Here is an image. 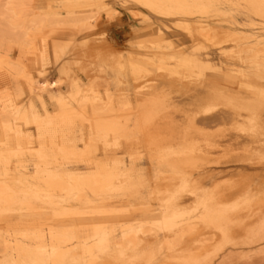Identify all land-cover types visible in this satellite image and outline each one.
Segmentation results:
<instances>
[{
	"label": "rangeland",
	"instance_id": "1",
	"mask_svg": "<svg viewBox=\"0 0 264 264\" xmlns=\"http://www.w3.org/2000/svg\"><path fill=\"white\" fill-rule=\"evenodd\" d=\"M103 3L141 15L100 18ZM145 3L192 7L159 17ZM259 5L0 0V84L10 86L0 88V264H45L50 247L61 264H264V242H253L264 224ZM144 15L168 22L161 31ZM96 164L115 176L111 190L88 182Z\"/></svg>",
	"mask_w": 264,
	"mask_h": 264
},
{
	"label": "bare ground",
	"instance_id": "2",
	"mask_svg": "<svg viewBox=\"0 0 264 264\" xmlns=\"http://www.w3.org/2000/svg\"><path fill=\"white\" fill-rule=\"evenodd\" d=\"M194 2L195 1H197V0H193ZM251 2H254V3H256L258 0H250ZM8 12H9V10L8 9H6ZM10 13H11V11H10ZM33 23V22H32ZM9 24H10V26L12 27V24L9 22ZM41 23H38V25H40ZM197 37L199 38H202V39H204V40H207L208 38H209V34H208V30L207 31H202V32H197ZM46 84V83H45ZM48 85V84H47ZM52 85L53 84H49L48 86L49 87H52ZM41 89H43V90H47L45 87H43V85L40 87ZM32 89V88H31ZM144 101H145V99H144ZM149 101V100H148ZM224 103H226V102H224ZM229 103V102H228ZM99 110H101V109H99ZM98 110V111H99ZM104 110V109H103ZM103 110H101L102 112H103ZM167 110V109H166ZM95 111H96V109H95ZM144 110L142 109V112H143ZM110 111L109 110H107L106 111V113H109ZM141 112V113H142ZM101 113V112H100ZM105 113V114H106ZM16 114H18V115H20L21 117H22V119H24V121H26L27 123H33V124H37V125H43L44 123H51V118L48 116V115H45V118H41V116H39L38 114H36V112H33V111H29V112H26V113H22V112H16ZM94 114H98L97 113V111L96 112H94ZM142 114H144V112L142 113ZM97 116V115H96ZM142 116V115H141ZM62 118V117H61ZM95 121V120H94ZM142 122V121H141ZM262 122V121H261ZM139 124V123H138ZM105 124H104V122H100V121H96V123H95V129L98 131V132H103L104 130L102 129V127L104 126ZM251 125V124H250ZM151 127V126H150ZM154 127V126H153ZM254 127V126H253ZM112 128V127H111ZM149 128V127H148ZM255 128H256V126H255ZM258 128V127H257ZM147 129V128H146ZM160 129V128H159ZM250 129V128H249ZM112 130V132L113 133H115L116 134V132L118 131V133H119V130H118V128L117 127H115V128H112L111 129ZM159 132V131H158ZM253 132H255L254 130H253ZM160 133V132H159ZM149 134V133H148ZM147 136H149V135H147ZM152 136H154L153 134H152ZM150 137V136H149ZM166 138V137H165ZM148 139V138H147ZM149 140V139H148ZM72 142V141H71ZM191 142V141H190ZM150 144V143H149ZM188 144V143H187ZM201 144V143H200ZM191 145V144H190ZM199 145V144H198ZM150 146V145H149ZM197 147V146H196ZM74 151H76V150H74ZM199 151V150H198ZM193 152H195V151H193ZM188 153V152H187ZM73 154V153H72ZM197 155V154H196ZM98 164H100V163H98ZM103 164V163H102ZM97 165V164H96ZM105 164H103V166H104ZM97 166H99V165H97ZM103 166L102 167H100L99 166V173H97L98 175L96 176V177H94V178H92V179H90L88 182H90V184H93L94 186H96L100 191H109V190H111L112 188H113V182H112V180L113 179H111L112 177H113V175H111L108 171H107V169H104L103 168ZM111 172V171H110ZM113 172V171H112ZM108 174H110V176L108 175ZM56 175V174H55ZM64 175L67 177V180H70V181H72V182H74V185L75 186H77V185H81V179H79L78 177H75L74 176V174L73 173H71L70 171H68V172H64ZM53 176V175H52ZM112 176V177H111ZM54 177V176H53ZM56 177V176H55ZM58 177V176H57ZM118 177V176H117ZM62 178V177H61ZM113 178H115V176L113 177ZM59 179V178H58ZM57 179V180H58ZM62 180V179H61ZM59 182H60V179L58 180ZM62 182V181H61ZM114 183H115V181H114ZM62 184H63V182H62ZM6 185V184H5ZM26 185V184H25ZM183 185V184H182ZM187 186V185H186ZM185 186V187H186ZM6 187V186H5ZM188 187V186H187ZM26 188V187H25ZM169 188V187H168ZM171 188V187H170ZM189 189V188H188ZM187 189V190H188ZM181 190V189H180ZM37 191H39V189H30L29 190V193H35V192H37ZM189 191H190V189H189ZM167 192V191H166ZM185 192H186V190H185ZM169 196V195H168ZM160 197V196H159ZM180 197V196H179ZM170 198H172V197H170ZM183 198V197H182ZM181 199V198H180ZM168 200V199H167ZM175 200V199H174ZM159 201H161V200H159ZM177 201V200H176ZM175 201V202H176ZM174 202V201H173ZM209 203H208V206H209V204H210V202L211 201H208ZM171 204H173L172 202H170ZM166 204V203H165ZM170 204V205H171ZM205 204V203H204ZM184 205V204H183ZM163 206V205H162ZM166 206V205H165ZM180 206V205H179ZM169 207V206H168ZM170 207H172V205L170 206ZM173 207H174V204H173ZM178 207V206H177ZM188 207V206H187ZM171 209V208H170ZM167 210L168 212H167V214L169 213V211L171 212L172 210ZM180 210V209H179ZM183 210V209H182ZM182 210H180V211H182ZM178 211V210H177ZM176 211V212H177ZM184 211V210H183ZM182 211V212H183ZM175 212V213H176ZM179 212V211H178ZM178 212H177V214H178ZM181 212V213H182ZM174 213V212H173ZM173 213H172V216H171V213H170V216H168V220H169V218H171V220H177L176 218H178V217H180V215H176V214H174L173 215ZM180 213V214H181ZM184 213V212H183ZM185 215H186V213H185ZM166 216V215H165ZM164 216V217H165ZM182 217V216H181ZM207 217V216H206ZM219 215H218V220H219ZM183 218V217H182ZM210 218H212V216L210 217ZM216 218H217V216H216ZM164 219V218H163ZM179 219V218H178ZM209 219V218H208ZM164 220H166V218L164 219ZM189 220V219H188ZM202 220H204L205 221V219H204V216L202 217ZM210 221H212L211 219H209ZM217 220V219H216ZM215 220V221H216ZM223 220H225V218H223L222 219V221ZM206 221H207V219H206ZM219 221H221V220H219ZM221 221V222H222ZM187 222V221H186ZM170 225V224H169ZM165 226V225H164ZM171 226H173V224L171 225ZM170 228V227H169ZM168 228V229H169ZM183 230H182V234L184 233L185 234V232H186V229L183 227L182 228ZM165 230V229H164ZM179 232H181V231H179ZM175 234H177V233H175ZM179 234H181V233H179ZM179 235L180 237H182L183 235ZM175 236V235H174ZM178 236V235H177ZM38 238H40L41 240H40V245H39V248L40 249H44L46 246H44V244L42 243V238L39 236H37V239ZM256 239V238H255ZM257 241H260V242H262V239H261V237H259V238H257V240H253V242H255L256 244H258L259 242H257ZM253 242L251 241L250 243H249V245L252 243L253 244ZM264 244V243H263ZM255 245V244H254ZM24 253L26 252L25 250H22ZM48 254H49V256H48V260H47V262L45 263V264H61V260L63 259V258H65L64 256V252H63V250H60L59 248H56V247H50V253L48 252ZM71 253H69V255H67V257H71V258H73V259H76V258H74L73 256H72V254L70 255ZM144 254V253H143ZM147 256H149V258H151V256H152V254L150 253L149 255L147 254ZM43 257H44V255H43ZM43 257H42V259H43ZM143 258H144V256H142ZM141 257V258H142ZM45 258V257H44ZM148 258V257H147ZM146 258V259H147ZM209 258V257H208ZM47 259V258H46ZM33 261H32V263L31 264H44V261L42 262L41 260H36V258L34 259H32ZM77 260V259H76ZM193 263H196L197 261H196V259L195 258H192V260H191ZM22 263V262H21Z\"/></svg>",
	"mask_w": 264,
	"mask_h": 264
},
{
	"label": "snow or ice",
	"instance_id": "3",
	"mask_svg": "<svg viewBox=\"0 0 264 264\" xmlns=\"http://www.w3.org/2000/svg\"><path fill=\"white\" fill-rule=\"evenodd\" d=\"M239 6V5H236ZM6 7H12V5H7ZM100 8V18H103V14L106 12L107 17L109 20H113L119 13L116 11L117 8L123 7L125 9L131 8L133 15L140 16L141 13L134 7L128 5L127 3L120 4V5H112L109 3H103L98 6ZM144 8L151 9L153 12H155L159 17H171V16H178L182 13H185V10L192 7V5H187L183 3H171V4H165V3H145L143 4ZM261 9V17H260V27L264 29V0H260V5ZM143 21H146L148 23H152L155 26H159L161 28V31L163 30V25L166 24L168 21L163 20V21H158L154 20L153 17L149 15H144L143 16ZM253 26H255V22L253 23ZM264 38V37H262ZM104 37L99 36L98 40L103 41ZM63 74V71H62ZM10 86L6 84H0V88H4L5 91L9 89ZM43 87H48V85H43ZM53 88L56 87V85H52ZM19 95V93H18ZM107 146H111L108 144L106 141ZM262 158H264V153H261ZM143 179H148L147 175L145 173H141ZM261 239L262 242H264V224L261 226ZM225 240H227V234H225ZM154 264H159V261H155ZM223 264H233L232 261L225 260Z\"/></svg>",
	"mask_w": 264,
	"mask_h": 264
},
{
	"label": "crops",
	"instance_id": "4",
	"mask_svg": "<svg viewBox=\"0 0 264 264\" xmlns=\"http://www.w3.org/2000/svg\"><path fill=\"white\" fill-rule=\"evenodd\" d=\"M50 85H51V84H50ZM46 89H47V87H46ZM37 92H42V95L45 94V92H46L48 95L51 94V91L48 90V89H47V90H43V89L40 88ZM39 94H40V93H39ZM52 94H53V93H52ZM40 97H41V95H40ZM43 97H44V95H43Z\"/></svg>",
	"mask_w": 264,
	"mask_h": 264
}]
</instances>
